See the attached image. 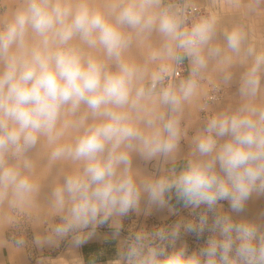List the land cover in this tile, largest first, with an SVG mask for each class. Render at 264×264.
<instances>
[{
  "label": "clouds",
  "instance_id": "9594fccd",
  "mask_svg": "<svg viewBox=\"0 0 264 264\" xmlns=\"http://www.w3.org/2000/svg\"><path fill=\"white\" fill-rule=\"evenodd\" d=\"M181 23L161 0H121L106 11L88 0H20L0 19V203L15 207L31 200L36 184L29 153L43 138L54 145L52 160L82 165L52 193L61 221L53 229L56 237L75 234L73 244L79 246L86 241L79 235L83 230L91 229L90 237L110 217L138 211L142 198L149 206L165 207L174 192L194 217L130 237L120 253L123 264H264V212L254 219L243 216L254 196L264 197V102H257L264 52L243 51L251 60L239 87L244 102L208 120L182 170L139 181L132 173V153L151 161L175 151L176 113L193 95L196 81L160 89L154 103L166 111L148 108L154 89L144 86L145 70L124 59L130 44L124 29L159 32L169 42L167 57H190L195 75L207 66L204 48L214 21L202 20L188 30ZM225 39L241 54L242 29L234 28ZM79 45L102 49L114 70ZM161 78L160 72L151 76L154 82ZM81 106L93 123L81 121L82 134L73 143H60L63 114H75ZM182 231L209 235L190 251L187 244L177 246Z\"/></svg>",
  "mask_w": 264,
  "mask_h": 264
},
{
  "label": "rangeland",
  "instance_id": "374dc122",
  "mask_svg": "<svg viewBox=\"0 0 264 264\" xmlns=\"http://www.w3.org/2000/svg\"><path fill=\"white\" fill-rule=\"evenodd\" d=\"M242 3H244L245 5L252 4L254 10L248 11L247 13L248 17L245 16L244 18L245 20L243 18L241 19L240 16L239 17L237 16L238 18H236L237 19L236 26L246 31L248 35L251 32H253V34L256 33L254 34L255 36L253 38L250 37L251 36L250 34V36L248 37V41L254 42L256 44L260 43L259 37L262 34V31H264V30H261V28L264 29V17H263L264 0H224V1L219 2L220 6L217 5L215 8H213V11L215 12V15L221 11H224L225 13H228V14L235 13L237 11L233 12L231 11V8H234V6L238 4H242ZM189 4L198 6L197 3L195 4L194 0H189ZM161 7L168 8L170 12L174 13L177 16L176 7L173 4V2L168 1V0H161ZM238 9H239L238 11L242 12V9L240 8ZM5 12H6V6L4 4L2 5L0 1V16L4 15ZM199 16L200 18L202 17L201 20H208L210 18V13L207 9L201 8L200 13L197 16L190 19L189 21H187L186 25L181 27V29L182 30L190 29L193 24H196L195 21H197V18ZM79 46L85 52V49L87 48V46L86 45L84 46L79 45ZM99 52L101 53L99 54ZM87 53L88 55H92V56H95L97 54L95 57L105 60L109 69L113 68L112 70H114V66L111 65L109 61H107L103 50L97 52L95 50L90 49L89 51V48H88ZM150 60H151V64H150L151 70L148 72L147 77L144 78V86L146 88L154 89L152 99H151L153 100V98L156 97V93H158L160 89L165 88V87L173 88L172 85L170 87L169 74H170V70L174 66L175 59H163V58H160L158 55H153L151 56ZM177 65L180 68L182 74H181V77L177 79L175 83L176 86L178 85L177 83L181 81V78L183 77V70L181 69L178 63ZM191 69L193 72V65H191ZM154 72H160L162 75V78L155 82L152 81L151 79V76ZM186 76H188L187 73L185 74V77ZM187 79L189 80L191 78L188 77ZM240 84H241L240 81L234 82L230 85H226L224 83H213V84L207 83L206 94L209 95V93H213V92L217 94V100L215 99L212 101L209 100V102H207L206 99L204 100L205 101L204 105L209 107V109L207 110L211 111V109L214 106L216 105L218 106L219 104H222L223 102H224V107H223L222 112L232 110L238 107L241 103H243V98L240 96L239 92L236 90L237 88L240 87ZM185 103L186 102H183L181 110L178 113H176V116L179 119V127H180L179 140L182 139L185 142L183 146L180 147L179 145V147L184 149V152H182V156H184L185 159L178 161L175 158L180 157V155L178 153L174 154L173 152L174 155L170 158H167L166 161H163V163L159 167V170H157L158 172L156 174L155 172L156 170H154L155 169L154 164L156 163L155 159L151 161H145L137 153H133L134 159L131 160V164H132L131 170H132L133 175L137 179V181L143 180V179H149V178L156 179L164 175H171L173 170L176 173H178L180 170H182L186 166L187 162L193 158L194 139L197 136V134L200 133L204 129L208 120L213 115L210 114L208 116L209 118L203 119L205 115L204 112L206 111H205V108H201L203 112V114H201V118L203 120L199 121V118H200L198 114L199 110L197 111L196 110L197 108H191L189 105H186ZM83 107L84 106H81V109L79 110L80 112L75 113L76 118H73L74 117V114H73V117L72 115H70L71 119L66 121L67 124L66 123L58 124V129L61 130L63 134L65 135V136L64 135L61 136L60 141H59L60 143H65V144L73 143L74 140L79 135L82 134L83 127L82 126L80 127L81 121L84 122L85 126L88 124H91L90 122L93 123L92 117L88 114L86 108L85 107L83 108ZM153 107H155L157 111L159 110L158 109L159 107L157 108L155 104ZM161 110L166 111V109H161ZM66 112L67 114H71L68 111ZM79 114L81 117L83 116L82 118L80 117L81 119L78 117ZM87 117H89V119H87ZM70 127L72 129H70ZM187 128L191 130L188 131ZM45 142L47 143L46 140ZM47 145H48V148H47L46 153L48 154V162H47L48 163L47 165L48 173H46V176L47 178L48 177L52 178L55 176L54 178H52L53 183L54 181L56 182V184L62 183L65 175H68L69 173L74 174L82 170L81 164H79L78 162H74L70 159L52 160L50 158V155H51V151L54 145H49L48 143ZM177 148L178 147H176V149ZM60 166H64V167L60 168ZM50 191H51L50 192L51 196L48 195V192H47L46 196H44L45 201L41 203V205L38 204L39 206L37 205L35 209H33V207L31 206L32 204L30 201L22 206H15V207L9 205L7 202L0 203V208H1L0 209V217H1L0 226L2 227V224H3V228L1 229L2 236H5L6 242H9V244H12V242H14L13 239L17 241H22V243L18 244V247L23 252V256H24L23 258L27 264H54V263L62 264V261L59 259L56 260L55 257L58 254L62 253L67 239H70L74 237L75 235V234H69L68 236H65L62 238L56 237L54 235L53 229L61 221H60L59 214L57 213L56 209L53 206L52 187L50 188ZM169 201L170 203H176V204L178 203L179 208H174L170 210L171 208H169L167 205L165 207H159L156 205L146 207L145 199L142 198L138 211L134 209V210H131L125 216L110 217L106 224L98 225L96 229H98L99 227H107L110 221L118 220L120 218L123 220L124 234L128 235L130 233L131 235L134 231L136 232L138 231L136 228L134 229L132 225L134 220H136L137 218H145L144 221H147V224H148L146 226H143V228L146 229L145 233H152L153 231L158 230L161 227L171 228L173 225L180 222L181 220H188L194 217V214L192 213L191 209L185 208L181 202H178L176 196H174L173 193L171 194V199ZM220 204L223 205L224 211H230V209L228 208V203L226 201H221ZM262 204L264 203L262 202ZM202 209H203V206L201 209H198L197 212L201 211ZM158 219L161 221L163 220L162 221L163 223L162 224L158 223ZM250 219H254V218H250ZM86 231H91V229L83 230L82 232L79 233V235L83 234ZM208 235L209 233L205 232L203 236L198 238L195 234L184 233L182 231L181 238L179 241H177V246H179L180 244H187L189 250L193 248L194 244H197V246L200 247L204 244ZM49 237H52L51 243L48 240ZM37 240H39V243H37ZM17 241L15 242L16 244H17Z\"/></svg>",
  "mask_w": 264,
  "mask_h": 264
},
{
  "label": "bare ground",
  "instance_id": "6f19581e",
  "mask_svg": "<svg viewBox=\"0 0 264 264\" xmlns=\"http://www.w3.org/2000/svg\"><path fill=\"white\" fill-rule=\"evenodd\" d=\"M0 1H1V4L2 5L4 4L6 6V12L4 13V15L0 16V19H3L4 17H6L11 12V10H13L19 4V2H20V0H0ZM120 2H121V0H88V3H89V5L92 8L99 9L101 11H106L109 8L110 5L118 4ZM228 3H229V1H228ZM238 8L242 9V12L241 11H238L239 10ZM214 10H216V9H214ZM251 10L252 11L254 10L252 4L251 5L250 4H246L245 5L244 3H242V4H238V5L234 6V8H231V11H233V12L237 11V12L231 14V16L229 17L230 18V23L229 24H225V19L224 18H221V17H218V16L215 15V19L214 20L216 21V26H219V27H221V30L222 29H224V30L221 32L222 38L220 39V37H219V39H218L216 37L215 44H214L215 45L214 46V49H219L220 50L218 54H214V60L212 61V64L214 66L211 67V68L213 69L214 72H216L215 75L211 77L213 79L214 83H224L226 85H230V84H232L234 82H238V81L241 82L242 76L247 71V69H248V67H249V65L251 63L250 58H248L245 55H243V51L246 50L248 47H252L257 52H264V31H262V34L259 37L260 43H257L256 44L254 42L248 41V37L250 36V34H251L250 37L253 38L255 36L254 34H256V33L253 34V32H251L248 35L247 32L242 29L243 32L246 35V40H245L244 45L242 46V52H241V54L233 53L227 47V41H226L225 37H226V34L229 33V32H231L234 28H238L236 26L237 25V19L236 18H238L239 16H240L241 19L242 18L244 19L245 16L248 17V14L247 13H248V11H251ZM238 12H239V14H238ZM263 17H264V14H263ZM261 30H264V29L261 28ZM124 31L128 35V37L130 39V44H129V47L124 51L123 57L127 61H129V62H131L133 64H136V65L140 66L141 68H143L145 70V76H144V78L147 77L148 72L151 70V65H150L151 64V60H150L151 56L158 55L160 58L170 59L165 54V46L169 42L166 41V39L159 32L153 30L150 33L149 32H146V33H139L138 34L134 30L128 29V28H125ZM219 33H220V31H219ZM76 43L79 44V41H76ZM91 50H95V51L98 52V51H101L102 49H99L98 48V49H91ZM89 51H90V49H89ZM87 52H88V48L85 49V54L88 55ZM100 53L101 52H99V54ZM204 54H205V52H204ZM109 62L115 68V65L111 61H109ZM170 63H172V62H170ZM166 64H168V63H166ZM166 64H164V65H166ZM169 66H171V65H169ZM174 66H175V62H174ZM261 79H262V86H261V91H260V93H259V95L257 97V102H264V75H262V78ZM176 81H175V83H176ZM172 86H173V88H178L179 87L178 85L176 86V84H174ZM206 88H207V86L204 85L202 88H199L198 90L195 89L193 95L191 96V98L188 101H185L186 102L185 104L186 105H189L191 108H200V109L201 108H205V110L209 109V107H207V106L204 105V102H205L204 100L205 99L207 100L210 97V93H209V95L206 94ZM236 90L239 92V88H237ZM231 96H233V95H231ZM230 98H232V97H230ZM154 101H155V98H153V100H151V101H146L145 103H146L147 107L150 108V106H151V108H153V106L155 104ZM207 102H209V101H207ZM156 106H157V108L159 107L158 105H156ZM158 109H159L158 111H162L161 109H163V108H160L159 107ZM78 112H80V111H78ZM80 114L78 116L79 118L81 117ZM70 115H72V117H73V114L72 113L71 114H67V112L65 111V113L63 114V116L61 118L60 123H63V124L66 123L67 124L66 121L69 120V119H71L70 118ZM73 118H76L75 114H74V117ZM87 119H89V117H87ZM72 120H74V119H72ZM90 123H92V122H90ZM70 129H72V128L70 127ZM71 135H73V134H71ZM45 140L46 139H43L42 138L41 141L36 146V148H34L29 153V157H30V159H31V161L33 163L32 178L34 180V183L36 184V191L32 195L31 200H30V202L32 204L31 206L33 207V209H35V207H37L38 204L41 205V203H43L45 201L44 196H46L47 192H48V195L51 196V193H50L51 192L50 191V188L51 187H52V190L54 191V189L58 185L62 184V183H57L56 184L55 181H54V183L52 182V178H54L55 176L52 177V178L51 177L50 178L49 177L47 178V176H46V173H48L47 172L48 154L46 153L47 152L48 145L45 142ZM175 153H178L180 156H182V152L179 151L178 149H176L174 151V154ZM174 154L172 153L168 157H160V158H156L155 159L156 160L155 161L156 163L154 164L155 165V169L154 170H156L155 171L156 174L158 172L157 170H159V167L161 166V164L163 163V161H166L167 158L172 157ZM132 156H133V153H132ZM132 159H134V156L131 157V160ZM61 167H64V166H60V168ZM53 175H54V173H53ZM56 181H58V180H56ZM262 202L264 203V197L257 198V197L254 196L247 203V205H246V211L243 214V216L245 218H248V219H250V218H257L258 215L261 212H264V204H262ZM145 205H146V207H149V205L146 202H145ZM2 228H3V224H2V227L0 226V234H2V232H1V229ZM56 264H58V263H56Z\"/></svg>",
  "mask_w": 264,
  "mask_h": 264
},
{
  "label": "crops",
  "instance_id": "0c3cea01",
  "mask_svg": "<svg viewBox=\"0 0 264 264\" xmlns=\"http://www.w3.org/2000/svg\"><path fill=\"white\" fill-rule=\"evenodd\" d=\"M221 1L224 0H194L195 4L197 3L198 7L200 8L204 7L209 11L210 18L208 20L214 21V31L212 33L211 39L208 42V45L205 46L204 48L205 56L208 59L207 66L205 68L201 69L199 72L193 75L191 69L192 62L190 57L184 56L183 59L181 60H175V62L178 63L181 69L183 70V77H184V78L182 77L181 81L177 83L178 86L182 82H186L188 80L187 79L188 77L191 79H195L196 81L195 89L197 90L199 88H202L204 85L207 86V83H212V84L214 83L213 79L211 78L216 73L211 68L214 66L212 64V61L214 60V54L209 55V51L211 49H214L216 37L218 39L219 37L220 39L222 38V35L220 33L224 30V29L221 30V27L216 26V21L214 20L215 12L213 11V8H215L217 5L220 6L219 2ZM231 14L221 11L219 12V14H216V16L224 18L225 24H229L230 23L229 17L231 16ZM201 19L202 17L200 18L199 16L197 18V21H195V23H199L200 21H202ZM186 73L188 74V76L185 77ZM223 107H224V102L222 104H219L218 106H214L211 109V111L205 110L206 112H204L205 115L203 119L209 118L208 116L210 114L214 116L216 115V113H221ZM196 110L197 111L199 110L198 112L200 116L199 121H202L203 120L201 118V114H203L202 109L197 108ZM187 129L188 131L191 130L189 128ZM183 144H185V142L182 139H180L177 142V147H178L177 149L178 150L180 149L179 151L181 152H184V149L180 148L181 146H183ZM175 159L180 161V160H184L185 158L184 156H180ZM173 195L175 196L174 192ZM167 206L171 209L179 208L178 203L177 204L170 203V201L168 202ZM162 221L158 219V223L162 224L163 223ZM117 225L119 226L118 234H116ZM146 225H148L146 222H141V227L139 228V232H146V229L143 228V226ZM88 232L89 231H86L83 234H80L81 236L86 237V241L80 244L79 246H75L73 244L74 237L67 239L62 253L58 254L55 257V259L61 260L62 264H116L117 260H121L120 253L125 250V241H126L125 234L123 231L122 219L119 218L118 220L110 221L107 227H99L98 229H95L94 233L90 237L87 236ZM13 240L14 242H12V244H9V242H6L5 236H2V234H0V264H27L23 258L24 257L23 252L18 247V243L17 244L15 243L17 240L15 239ZM121 264H123L122 260H121Z\"/></svg>",
  "mask_w": 264,
  "mask_h": 264
},
{
  "label": "built area",
  "instance_id": "2783aa9c",
  "mask_svg": "<svg viewBox=\"0 0 264 264\" xmlns=\"http://www.w3.org/2000/svg\"><path fill=\"white\" fill-rule=\"evenodd\" d=\"M173 2V4L176 7V12H177V16L178 18L182 21L181 26H185L187 21H189L190 19H192L193 17L197 16L200 11L201 8L198 6H194L192 4H189V0H168ZM181 70L178 67L177 63H175V66H173V68L170 71L169 74V83H170V87L171 85L175 84V81L181 77ZM217 100V94L216 93H210V97L206 100ZM145 218H137L136 220H134V222L132 223L134 229L136 228L138 231H134L131 235L130 233L128 235H125V248H126V243L129 240L130 237L134 236L135 234L139 233V228L141 227V222H146L144 221ZM152 224V223H151ZM199 246H197V244H194L193 248L191 250H195L198 249ZM190 250V251H191Z\"/></svg>",
  "mask_w": 264,
  "mask_h": 264
}]
</instances>
